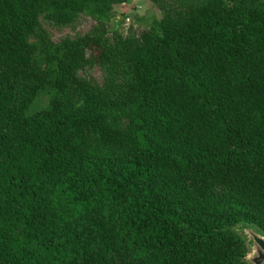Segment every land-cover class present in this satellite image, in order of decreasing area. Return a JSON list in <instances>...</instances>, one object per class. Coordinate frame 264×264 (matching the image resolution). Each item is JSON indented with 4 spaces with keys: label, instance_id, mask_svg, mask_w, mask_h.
I'll use <instances>...</instances> for the list:
<instances>
[{
    "label": "trees",
    "instance_id": "obj_1",
    "mask_svg": "<svg viewBox=\"0 0 264 264\" xmlns=\"http://www.w3.org/2000/svg\"><path fill=\"white\" fill-rule=\"evenodd\" d=\"M125 1L0 0V264H245L231 227L264 232V0L123 31Z\"/></svg>",
    "mask_w": 264,
    "mask_h": 264
},
{
    "label": "rangeland",
    "instance_id": "obj_2",
    "mask_svg": "<svg viewBox=\"0 0 264 264\" xmlns=\"http://www.w3.org/2000/svg\"><path fill=\"white\" fill-rule=\"evenodd\" d=\"M113 13L111 16L110 23H120L123 31L126 27L133 21L134 15H154L158 16V10L149 0H126L120 4L114 6ZM125 18H127L125 20ZM93 21L84 14H80L74 23L66 26H55L53 24L45 23L43 21V26L48 30L53 41H57L63 36H76L88 31L91 27ZM136 25V24H135ZM134 25V26H135ZM91 75L99 80L100 72L98 68L94 67L88 71ZM46 96L41 95L37 99V104L44 105L46 102Z\"/></svg>",
    "mask_w": 264,
    "mask_h": 264
},
{
    "label": "water",
    "instance_id": "obj_3",
    "mask_svg": "<svg viewBox=\"0 0 264 264\" xmlns=\"http://www.w3.org/2000/svg\"><path fill=\"white\" fill-rule=\"evenodd\" d=\"M231 230L243 239L247 247L245 264H264V232L250 223L234 224Z\"/></svg>",
    "mask_w": 264,
    "mask_h": 264
},
{
    "label": "built area",
    "instance_id": "obj_4",
    "mask_svg": "<svg viewBox=\"0 0 264 264\" xmlns=\"http://www.w3.org/2000/svg\"><path fill=\"white\" fill-rule=\"evenodd\" d=\"M127 18H125V20H126Z\"/></svg>",
    "mask_w": 264,
    "mask_h": 264
}]
</instances>
